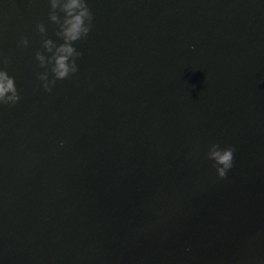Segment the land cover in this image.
I'll use <instances>...</instances> for the list:
<instances>
[{"label":"water","instance_id":"water-1","mask_svg":"<svg viewBox=\"0 0 264 264\" xmlns=\"http://www.w3.org/2000/svg\"><path fill=\"white\" fill-rule=\"evenodd\" d=\"M85 3L57 80L60 7L0 0V264H264V0Z\"/></svg>","mask_w":264,"mask_h":264},{"label":"clouds","instance_id":"clouds-1","mask_svg":"<svg viewBox=\"0 0 264 264\" xmlns=\"http://www.w3.org/2000/svg\"><path fill=\"white\" fill-rule=\"evenodd\" d=\"M60 7L64 13V20L61 24V35L64 38V44L56 48L49 63L54 61L52 72L57 80L66 79L70 72L75 73V61L69 63V58L74 57L75 51L71 44L86 37L91 30L93 16L85 3V0H51V8L55 10ZM50 19L57 22V17L52 15ZM43 31L42 26H38ZM25 40H20L19 45H26ZM48 51L54 47L50 41L45 42ZM37 59L44 64V57L37 55ZM46 81V76L40 77ZM45 91H51L48 84L45 83ZM14 81L4 71H0V105H14L18 101ZM63 146V142H61ZM234 151L232 147L221 148L218 144H213L208 151L207 159L213 161L219 179L226 178L227 173L233 168Z\"/></svg>","mask_w":264,"mask_h":264}]
</instances>
